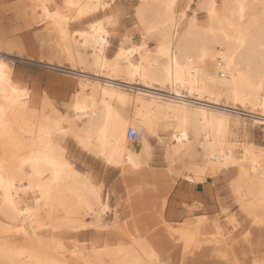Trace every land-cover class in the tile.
I'll return each mask as SVG.
<instances>
[{
    "label": "bare ground",
    "instance_id": "1",
    "mask_svg": "<svg viewBox=\"0 0 264 264\" xmlns=\"http://www.w3.org/2000/svg\"><path fill=\"white\" fill-rule=\"evenodd\" d=\"M113 1L24 0L31 20L43 17L57 35L56 50L83 68L69 67L75 76L65 113L47 99L35 106L30 87L0 54V264L158 259L146 235L119 220L116 240L66 241L89 227H104L109 209L102 184L77 170L70 153L76 159L85 151L118 168L126 181L152 158L148 136L156 137L167 164L189 172V180L235 167L231 194L254 216L264 214V150L234 138L264 125V0H196L190 16L195 0H140L135 17L141 40L130 44L122 34L109 57ZM129 127L137 131L134 142ZM197 217L169 229L181 247L184 237H194L197 250L208 244L227 264L239 259L229 232L217 221L205 232Z\"/></svg>",
    "mask_w": 264,
    "mask_h": 264
},
{
    "label": "rangeland",
    "instance_id": "2",
    "mask_svg": "<svg viewBox=\"0 0 264 264\" xmlns=\"http://www.w3.org/2000/svg\"><path fill=\"white\" fill-rule=\"evenodd\" d=\"M122 1L114 0L111 2V6L115 5L117 8L116 13L122 12V15L114 25L108 27L112 29L109 45L106 49L109 57L115 52L122 34L129 35L130 44L138 43L142 37L139 23L135 17V8L140 0ZM195 8L196 0L191 5V9L187 11V15L190 16L193 12L192 10ZM27 12H29V8L28 5L24 4V0H0V54L2 57L5 56L4 59L19 74L20 79H24L22 81L23 85L25 84L27 87H30L32 90L31 97L34 100L35 106L41 105L42 101L47 99L51 102L54 109L65 113V109L69 107V101L65 100V95H67L68 91L67 86L70 84L73 76H75L70 73L69 67L73 64L75 67L74 71L83 68L56 50L55 44H57L58 37L52 32L50 27L47 29L48 23L46 20L41 16L31 20ZM197 12L198 20L203 19L204 13L200 10ZM32 42L34 43L32 44ZM28 48H30V51ZM88 74L91 75V73ZM132 85V89L134 90L135 84ZM246 121L249 123L248 119ZM234 138L238 144L251 142L257 148L264 150V125L253 126L247 135H244L241 131L235 132ZM66 139H61L63 145L68 143ZM148 139L153 148L151 160L148 165L140 170L136 177L133 175L131 177L129 174V178L126 181H123L122 172L118 168L105 164L102 160L95 158L85 151L81 150L82 154L77 156L76 159L70 153L71 161L77 170L93 174L95 180L99 184H102L104 198L105 195L109 197V209L103 215L105 228L89 227L87 230L81 231L76 238L67 236V242L74 243V241H78L80 244L81 240L86 243H89V240L95 239H98L97 241H102L103 239L109 241L110 239L116 240L122 231L120 225L115 223L116 220H119L121 225H125L129 229L131 228L133 231L135 229L143 237V234H145L151 246L157 251L158 259L174 262L181 260V256H184V249L181 247V242L176 240L178 239L176 233L170 232L169 229L181 227L184 222L196 221L199 219L197 216L200 215L202 216L200 218L203 219L206 225L205 232L212 231L211 225L213 221L220 223L226 232L230 231L232 218H229L225 213L231 210L233 215H236V210L240 206L234 195L231 194L230 188L231 180L235 176V167H227L214 171L216 176L215 181L209 175L207 184L194 177L189 180L186 177V175H189V172L180 171L177 163H171L172 165L167 164V160L163 157L162 146L158 143L156 137L148 136ZM169 167L171 170H168ZM151 172H154L155 175ZM207 172L209 174L213 173V171L209 170ZM142 177L145 178L143 179ZM191 193L195 194L196 199H191L190 195H187ZM127 202L129 203L127 204ZM242 237L243 233L236 237L237 240H241V243L234 247V252L238 255L239 259H258L264 255V248L261 246L262 236L258 227L253 229L247 242L243 241ZM231 241L233 244V239ZM207 245L205 244L198 250L196 249V259L199 264H227L222 257L217 255V248ZM245 248H247L246 255ZM188 258L191 259V256Z\"/></svg>",
    "mask_w": 264,
    "mask_h": 264
},
{
    "label": "snow or ice",
    "instance_id": "3",
    "mask_svg": "<svg viewBox=\"0 0 264 264\" xmlns=\"http://www.w3.org/2000/svg\"><path fill=\"white\" fill-rule=\"evenodd\" d=\"M115 7V5H113ZM122 15V12H117L113 15V17L109 18V23H116L120 16ZM108 163H112L111 160H108ZM211 175L213 181H215L216 176L215 173L209 174L207 171H204L202 173H198V179L203 181L205 184H207L208 176ZM31 179V178H30ZM3 181L0 179V184H2ZM190 195L191 199H196V196L194 193L187 194ZM225 215L230 216L231 219V225H230V231L229 236L232 237L234 241V247L241 243V240H237L236 237L239 236L241 233H243V241L247 242L250 238V235L254 228L258 227L262 236L261 240V246L264 248V214H261L259 216H254L246 206L241 203L239 208L236 210V215H233L232 211H228L225 213ZM175 239V237H173ZM183 245H184V259L183 260H177L174 262L169 261H162L160 259H157L155 257V254H153V261L152 264H199V262L196 259V247L197 242L194 237H184L183 238ZM245 255L247 254V248L244 249ZM191 256V259L188 257ZM231 264H264V255H262L258 259H249L245 258L243 260L237 259L234 262H231Z\"/></svg>",
    "mask_w": 264,
    "mask_h": 264
},
{
    "label": "built area",
    "instance_id": "4",
    "mask_svg": "<svg viewBox=\"0 0 264 264\" xmlns=\"http://www.w3.org/2000/svg\"><path fill=\"white\" fill-rule=\"evenodd\" d=\"M127 137L131 142L136 141L137 139V131L134 127H129L126 131Z\"/></svg>",
    "mask_w": 264,
    "mask_h": 264
}]
</instances>
